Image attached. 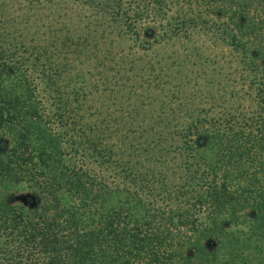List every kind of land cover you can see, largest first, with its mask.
<instances>
[{"label": "trees", "instance_id": "1", "mask_svg": "<svg viewBox=\"0 0 264 264\" xmlns=\"http://www.w3.org/2000/svg\"><path fill=\"white\" fill-rule=\"evenodd\" d=\"M245 223L264 0H0V264H229Z\"/></svg>", "mask_w": 264, "mask_h": 264}, {"label": "rangeland", "instance_id": "2", "mask_svg": "<svg viewBox=\"0 0 264 264\" xmlns=\"http://www.w3.org/2000/svg\"><path fill=\"white\" fill-rule=\"evenodd\" d=\"M158 51L162 52L161 47L157 48ZM152 54H154V51H152ZM26 191V187L22 184H19L15 186V188L12 190L14 193V199L15 201H21L22 199V193ZM121 196V195H120ZM120 196H115L114 199H120ZM248 225V223L245 224H239L235 227H232L231 230H233V234L235 236H239L238 238V248H237V254L235 256V259L232 260L229 264H264V251L261 252L260 250H263L264 248V239H253L256 235H253V230L258 231L257 228H255L254 225ZM229 230V229H228ZM232 233L226 232L225 239L227 240L228 237L231 236ZM223 237V240H224ZM246 237H250V240L245 239ZM227 241H225L226 243ZM222 249V248H221ZM226 247L223 246L221 256L226 257Z\"/></svg>", "mask_w": 264, "mask_h": 264}]
</instances>
